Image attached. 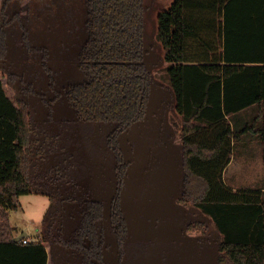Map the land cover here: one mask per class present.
I'll list each match as a JSON object with an SVG mask.
<instances>
[{
  "label": "trees",
  "instance_id": "trees-1",
  "mask_svg": "<svg viewBox=\"0 0 264 264\" xmlns=\"http://www.w3.org/2000/svg\"><path fill=\"white\" fill-rule=\"evenodd\" d=\"M12 1L0 0V62L8 57L12 23L31 50L21 15L8 17ZM86 4L80 66L88 82L67 90L77 122H33L9 90L18 80L26 85L24 78L13 73L6 82L0 74V264H105V203L82 195L79 181L110 156L122 174L118 137L145 117L144 0ZM158 39L182 118L183 199L222 237L218 264H264V191H235L224 181L239 144L258 141L264 162V0H175L158 15ZM243 112L252 114L242 119ZM98 125L111 129L103 144L96 142ZM32 193L49 196L50 205L37 239L23 244L15 241L9 212ZM112 204L118 243L138 246L125 243L118 199Z\"/></svg>",
  "mask_w": 264,
  "mask_h": 264
},
{
  "label": "rangeland",
  "instance_id": "rangeland-1",
  "mask_svg": "<svg viewBox=\"0 0 264 264\" xmlns=\"http://www.w3.org/2000/svg\"><path fill=\"white\" fill-rule=\"evenodd\" d=\"M174 1L144 0V62L151 82L145 119L119 138L124 159L130 163L121 193V208L131 238L143 242L158 241L156 243L173 247L172 257L164 264H218L217 245L222 237L215 230L211 218L204 216L182 197V118L176 110V97L168 74L169 64L158 39V15L167 11ZM15 13L21 15L31 50L22 39L19 24L15 22L7 27L11 47L7 60L0 62V74L6 82L13 73L26 80V85L20 80L15 84L9 83L12 97L26 103L33 122H48L47 100L55 97L54 87L63 97L54 103L53 117L56 120L75 118L64 92L69 85L86 80L79 66L80 52L87 39L86 0H27L24 3L15 0L9 4L7 14L11 18ZM47 69H51L52 77L45 72ZM28 87L33 88L36 94L27 93ZM250 113L243 112L241 117L238 114L236 118L248 119L247 114ZM52 128L56 129L55 126ZM244 151V144H239L233 153L236 154L234 166L242 161ZM54 159L51 156L48 163L54 164ZM255 162L251 164L254 173L259 172L258 161ZM105 177L111 179H107L104 186L98 184L96 187L110 186L102 190L109 212L110 203L116 195L110 168ZM249 178L252 182V177ZM95 179L92 178V183L97 182ZM224 181L231 189L247 186L243 181L231 178V169L224 174ZM88 183L89 180H85L83 186ZM261 183L264 184L263 181ZM49 205L50 197L46 195L32 193L21 196L19 208L9 212L15 238L26 233L35 241ZM201 241L205 243L199 256ZM115 250V243L111 246L108 240L105 257L109 264L115 258ZM156 257L150 260L142 258L136 264H163L158 254Z\"/></svg>",
  "mask_w": 264,
  "mask_h": 264
},
{
  "label": "flooded vegetation",
  "instance_id": "flooded-vegetation-1",
  "mask_svg": "<svg viewBox=\"0 0 264 264\" xmlns=\"http://www.w3.org/2000/svg\"><path fill=\"white\" fill-rule=\"evenodd\" d=\"M86 7H87V4H86ZM87 14H88V9H87ZM16 24H18V23H16ZM86 31H87V29H86ZM87 37H88V32H87ZM10 44H11V41H10V39L8 37V45H9L8 54L10 52V47H11ZM79 66H80V64H79ZM80 68H81V66H80ZM81 70L85 73L86 80L85 81H82V82H77L75 84H81V83L88 82V77H87L86 72L82 68H81ZM45 72L46 73H50V74L52 73L51 72V69H47V70H45ZM16 74H18V73H16ZM19 76L22 77L21 75H19ZM51 77H52V74H51ZM149 77H150V72L148 74L149 90L147 91V104H148V93L150 91V82H151V80H150ZM25 82H26V80H25ZM75 84L69 85L67 87V89L65 90V92H64V98L67 99V101H69L68 100V97H67V90H68V88L70 86L75 85ZM28 85H31V83H28ZM30 88L28 87V90ZM53 88H52V90L56 92L55 93V97L53 99H51V100H47V107H49V119H48V122L51 121V119L54 122H57V123L77 122L80 118H79V116H78L75 108L71 105L70 102H69V104L71 105V110H73L74 113H75V118H73V119H69V118L65 119V118H63V120H56L53 117L54 116L53 105H54V103L59 98L62 99V97H63V94H61L60 92H57L55 90V88L54 89ZM31 90L33 92L32 93L30 92L29 94H36V92L33 90V88H31ZM57 93H59V94H57ZM45 100H46V98H45ZM147 104H146L145 111L147 110ZM144 119H145V117H144ZM144 119H142L141 121H143ZM141 121H138V122H141ZM138 122L134 123L131 126L130 129H132L133 126H135L136 124H138ZM95 129H96L95 130V135H97L96 142H100V144H103L101 141L104 140V136L106 135V133L111 130L110 127H108L106 125H98V126H96ZM103 129H104V131H103ZM128 131H126V132H128ZM126 132H124V133H126ZM124 133L120 134L119 137H118L119 147H120L119 138ZM120 149H121V147H120ZM70 150H73V148L70 149ZM122 159H123V163L122 164L125 165V169H124V171H123L122 174L119 172L120 170L116 169V162L114 160H112V157L110 156L106 160H104V159L101 160L103 166L99 164L98 167H95L94 168V171L93 172L91 170H89L88 175L83 180L79 181V183H80V189H81L80 193L82 195L84 194V192L87 191V193H90L91 194L92 198L97 199V200H100V201H103L105 203V221H104V224H105V226H104V228H105V232H104L105 233V243H104V260H105V264H109V262L106 261V257H105L106 242L108 240H110V245L111 246H113V242L115 243V246H116V250H115V252H113V257H115V258L111 259V263L112 264H136L137 262H139L140 260H142V258H145V259L148 258V260L155 259V258H157L156 257L157 254L159 255V258H160L161 263H163V264L164 263H168V261L170 260V258L173 255V250H172L173 247H171L170 245L156 243L158 241H156V242H153V241H149V242H147V241H145V242L138 241V240H135V239L131 238L130 235H129L128 224L126 222V218H125L124 213H123L122 208H121V193H122L123 187L125 185V179H126L125 177L127 175V172H128L129 166H130V163H127L125 161L123 152H122ZM103 162H104V164H103ZM108 168L111 169V172H112L113 177H114V179H112L113 180V185L116 188V195H115V197L112 199V201L110 203L109 212H107V210H106L107 204L105 202V199L102 196V190L104 188H106V187H109L110 188V186L108 184H106V186L103 187V188H101V189H98L96 187L98 184H100L101 186H104L105 185L104 182H106L107 179H111L110 177H105L104 178L105 172L107 171ZM93 177L96 178L95 180H97V182L92 183V178ZM85 180H87V181L89 180V183L86 186H83V182ZM182 197H183V194H182ZM114 199H118V203H119V213H121V218L125 222V227H126V231L127 232L125 234L124 241H125V243L126 242L127 243L128 242L129 243H138L139 245L136 246V247H134V245L133 246H130V247L121 245L120 243H118L117 238L114 235L113 227H112V224H111V215H112V212L114 210H116L115 208H113V204H112L113 201H114ZM204 243L205 242H203V244H202V241L199 243V245H200L198 247V249H199V256L201 254V251L203 250L202 245H204ZM217 247H218V245H217ZM176 254H178V252ZM217 254H218V248H217ZM216 260H217V256H216Z\"/></svg>",
  "mask_w": 264,
  "mask_h": 264
},
{
  "label": "crops",
  "instance_id": "crops-1",
  "mask_svg": "<svg viewBox=\"0 0 264 264\" xmlns=\"http://www.w3.org/2000/svg\"><path fill=\"white\" fill-rule=\"evenodd\" d=\"M251 142L252 141H247L244 143L245 151L241 154L242 161L241 162L238 161L236 166H234L236 160V154L232 155L231 162L226 168L224 173L226 174L228 170L231 169V178H235L236 180H239L241 182L243 181V184L246 183L247 186H240L241 188H234L235 191L236 190L238 191L239 189H247V188H252V189L260 188L264 191V184L261 183L262 181L264 182V162L262 156V146L258 141L253 140L252 144L250 145ZM252 161L253 162L258 161L259 172L258 170L256 173L253 172V168L251 165ZM250 167L252 168V171ZM252 172H253V176H251ZM249 177H252L253 179L252 182L249 181L250 179ZM23 234L24 233H22V235Z\"/></svg>",
  "mask_w": 264,
  "mask_h": 264
},
{
  "label": "built area",
  "instance_id": "built-area-1",
  "mask_svg": "<svg viewBox=\"0 0 264 264\" xmlns=\"http://www.w3.org/2000/svg\"><path fill=\"white\" fill-rule=\"evenodd\" d=\"M32 241H33V240H32L30 237H28V236L26 235V236L22 237V239H21L20 242H22L23 244H29V243L32 242Z\"/></svg>",
  "mask_w": 264,
  "mask_h": 264
},
{
  "label": "water",
  "instance_id": "water-1",
  "mask_svg": "<svg viewBox=\"0 0 264 264\" xmlns=\"http://www.w3.org/2000/svg\"><path fill=\"white\" fill-rule=\"evenodd\" d=\"M27 234L26 233H24L23 235H21L20 237H18V238H15V241H21V239H22V237H24V236H26Z\"/></svg>",
  "mask_w": 264,
  "mask_h": 264
}]
</instances>
